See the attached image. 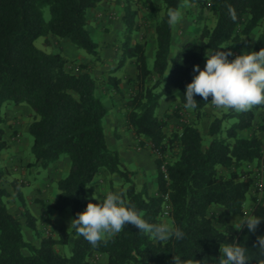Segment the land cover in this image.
<instances>
[{"label":"trees","instance_id":"obj_1","mask_svg":"<svg viewBox=\"0 0 264 264\" xmlns=\"http://www.w3.org/2000/svg\"><path fill=\"white\" fill-rule=\"evenodd\" d=\"M102 2L119 3L124 10L118 46L122 58L116 69L127 59L136 68L125 124L139 147L149 145L156 164L155 190L148 183L139 187L137 170L130 169L119 150L109 146L104 127L108 108L97 95L90 63H79L81 71L76 73L70 69L74 60L61 50L46 52L34 44L40 36H54L91 55L92 63L100 60L87 12ZM143 2L151 6L144 15L149 21L158 7L151 0ZM185 2L200 10L210 8L215 19L212 26L197 28L170 63L173 26L167 23V11L180 9ZM160 6L161 14L153 16L155 44L150 65L145 43L133 38L138 30L133 0H0V154L9 144L4 106H28L33 113L28 124L33 159L28 165L44 169L69 158L67 173L56 180L58 194L49 209L56 214L69 209L71 216L68 227L58 228L56 235H43L38 219L26 206L23 182L12 181V191L0 186V264H175L174 257L177 264H219L221 245L236 242L247 247V264H264V252L256 248L264 235V220L255 232L228 222L234 214L245 215L249 198L253 201L250 216L264 218V184L260 194L255 170L247 168L257 166L262 157L264 141L259 131L264 127L256 118L264 105L246 112L223 109L210 114L205 108L211 96L206 102L196 95L198 107H184L186 86L195 75L193 67L198 64L202 69L206 54L227 45L239 47L244 37L260 27L249 51L264 48V0H161ZM229 9L235 10L236 20ZM110 82L120 92V79L111 75ZM164 97L174 99L175 106L172 113L159 116ZM184 113L183 122L168 131L169 120ZM205 117L210 118L204 133L201 122ZM104 172L120 178L119 193L126 205L149 223L160 224L167 217L169 225L184 233L183 238L159 241L131 224L96 247L78 235L71 220L86 209L95 195L93 181ZM4 175L5 169L0 168V178ZM12 194L21 215L9 208ZM20 216L39 237V245L24 236ZM67 244L71 246L68 256L56 249Z\"/></svg>","mask_w":264,"mask_h":264},{"label":"rangeland","instance_id":"obj_2","mask_svg":"<svg viewBox=\"0 0 264 264\" xmlns=\"http://www.w3.org/2000/svg\"><path fill=\"white\" fill-rule=\"evenodd\" d=\"M144 0H133V8L137 10V17H136V23L138 25V30L133 32V38L135 41L144 42L145 43V52L148 56V63L151 65L153 61V49L155 44V36L153 31V23H154V17L158 16L162 12V8L160 6L161 0H151L154 5H156L158 8L156 11L151 13L149 15V21L144 20V15L147 12H150V7L145 5ZM113 3L112 7L105 8L100 10L99 14L94 15V22L91 25L100 24V29L102 33L106 34V37L110 40L102 41V45L100 48H104L107 52H110L107 56H101V59L92 63V56L86 53L85 51L77 48L72 43L67 42V44H64L62 40L56 39L54 36H40L35 41L34 44L36 47L46 51V52H57L62 51V54L66 56L67 58L73 59L74 61L70 63V69L74 72L81 71V67L78 65L79 63H90L92 67V74L96 79V85H97V95H99L103 102H105L107 108H108V118L106 121L105 127V136L107 135V142L109 146L113 149H117L116 143L119 142L121 137L124 136V134H121V131L124 127L123 123L125 121L126 117V101L130 96V93L134 86V78L136 75V68L135 65L130 61V59H127V62L121 66L117 67L119 60L122 58L121 50L118 48L121 39H122V32L124 29V24L122 22V15L124 13V10L122 8V5L116 2H108ZM110 11L111 18H108L109 14H104L105 11ZM180 10L183 12V18L182 22L173 26V43L171 46L172 53L169 56L170 63L172 62V59L174 57L175 52L178 50V48L189 38H191L195 32L196 29L203 26L208 25L212 26L215 19V13L210 8H204L203 10H200L198 6L189 5L187 2L183 3ZM105 15V16H104ZM44 16L46 19L49 18V10L47 7L44 8ZM108 20V21H107ZM111 21V22H110ZM119 22H122L123 27L121 29L117 28L116 25H119ZM110 25H112L110 27ZM90 26V23H89ZM261 30L260 28H257L254 30V32L244 37V40L241 42L240 46L237 48H232L229 45L226 47L231 48V50L236 53L240 54L242 51L246 52L249 51L256 39L257 34ZM110 32L117 34L116 38L113 40V36H109L112 34H109ZM110 37V38H109ZM93 39L97 42H99L100 37L93 33ZM64 48V50H63ZM228 50V49H227ZM211 53V52H210ZM234 57H230L232 59ZM206 62L203 65V68L205 66ZM105 74H108V76L113 75L120 79V92H116L114 88L112 87L111 82L109 80L107 81L105 79ZM197 74V73H195ZM109 76V77H110ZM11 105L13 104H6L4 106V113H5V137L8 140L9 144L8 147L2 152L0 158L2 157L5 159H10L11 164H6V162H0L1 167H6V171L8 174H10V178L15 181H21L25 186H30L29 184L33 182V174L28 173V170H31V166L28 165V163L33 159V154L30 149L31 145V136L26 129L22 132V124H17L16 119L19 117L16 112L12 113ZM175 106V100L170 97H164L160 102V107L158 109V115L163 116L165 113H172V107ZM206 111L210 114L217 113L220 110L223 109H216L211 104L208 105L206 108ZM112 115L122 118V122H119L120 120H113ZM185 117V113L182 114L180 117L173 116L169 120V126L167 128L168 131H170L172 128L177 127L181 122H183V119ZM187 117V116H186ZM210 117H205L201 122V129L205 133L208 123H209ZM7 120L10 122L7 123ZM32 120V119H31ZM114 121L116 124H114ZM256 121L259 125H262L264 127V112H259L256 118ZM105 123V122H104ZM130 132H127L132 134L133 138V146L135 148H141L142 149H148L150 151L149 145L145 148L139 147L137 145V139L133 132L129 130ZM260 136L262 137L264 141V128L259 131ZM135 137V138H134ZM135 139V141H134ZM28 141L27 148L24 150L21 149L25 142ZM18 146L19 149L13 150V146ZM20 145V146H19ZM17 148V147H16ZM22 152V154H21ZM151 152V151H150ZM16 155V156H15ZM150 158H154V156L150 153ZM130 169L136 170L135 165H127ZM248 169H256L255 164H249L247 166ZM55 177L64 176L66 171V164L64 159L60 160V162L57 164V171ZM105 174V176H104ZM116 177V179L114 178ZM100 186L109 187V191L111 192H120L121 191V185H120V178L117 175H110L107 172L102 173L98 177ZM139 178L138 180H140ZM143 179V178H142ZM97 178L93 181L95 182ZM140 187V182L136 180ZM49 197H47V201L51 199L54 195L55 197L58 194V189L56 186V180L52 181L49 185H47ZM12 191V186H11ZM255 194L254 189L252 190V195ZM18 202H15L12 197H9L8 204L9 208L14 212L21 211V209L18 208ZM253 201L249 198L245 204V215L240 216L238 214H234L229 217L228 222L230 224H233L235 226H239V223L246 217L250 216V212L252 209ZM212 210L214 212L219 211L218 208L213 207ZM69 211V209H68ZM54 212H51L48 208L46 212L45 219L47 220L43 226L41 227L40 231L43 235H56L58 224L54 222V219H52V214ZM70 213V212H69ZM166 216V215H165ZM69 220H60L59 222L67 224ZM163 223L169 224L170 220L167 217L163 218ZM57 249L59 252H61L63 255H69L71 253V246L70 244L67 245H57Z\"/></svg>","mask_w":264,"mask_h":264},{"label":"clouds","instance_id":"obj_3","mask_svg":"<svg viewBox=\"0 0 264 264\" xmlns=\"http://www.w3.org/2000/svg\"><path fill=\"white\" fill-rule=\"evenodd\" d=\"M229 12L232 19L236 20L235 10L229 9ZM182 18L183 12L180 9H168L167 23L170 26L181 23ZM193 71L197 74L187 84L184 93L186 109L195 110L198 107L196 95L202 96L206 102H209L208 98L211 96L210 104L216 109L236 112H246L254 106L264 105V48L236 54L231 48L224 47L206 54L204 68L201 69L197 64ZM262 220L264 218L249 216L239 223V229L247 227L249 232H255ZM129 224L159 241H167L173 237L179 239L184 235L169 224L149 223L133 207L126 205L118 192L107 194L99 203L90 201L86 209L71 220V227L75 232L93 247L106 242ZM256 248L264 252V235L258 238ZM174 260L177 264L176 257ZM218 261L219 264H247V247L237 242L223 244Z\"/></svg>","mask_w":264,"mask_h":264},{"label":"crops","instance_id":"obj_4","mask_svg":"<svg viewBox=\"0 0 264 264\" xmlns=\"http://www.w3.org/2000/svg\"><path fill=\"white\" fill-rule=\"evenodd\" d=\"M112 4L113 3L102 2L98 6L89 9V11L87 12V18H88V21L90 23L89 28H90L92 34L94 33L100 37L98 43H99V53L102 57L103 56L105 57V56L110 54V52H107L104 48H100L102 45V41H105L108 38L106 37L105 33L101 32V29L99 27L101 23L96 24V25H91V23L93 24V22H94V15L95 14H99L100 10H102V13H103V9H105V8L110 9L112 7ZM109 13H110V11L106 10L104 14H109ZM108 18H111L110 14L108 15ZM111 26L112 25H110V27ZM116 27L121 29L123 27L122 22H119V25H116ZM109 34H112L109 36H113L112 37L113 40L117 36V34H114L112 32H110ZM108 40H110V39H108ZM66 41H67L66 39H62L63 46H64V44H67ZM63 50H64V48H63ZM171 53H172V50L170 51V55H171ZM109 76H108V74H105V79L107 81L109 80V82H110ZM11 108H12V113L16 112V114L19 116V117H17L16 122H17V124H22V132L25 131L26 129H28V124L33 117V113L31 111V109L28 106L21 105V104L20 105L13 104V105H11ZM108 115H109V113H107V115L105 117V125H106ZM112 119L115 121L120 120L117 123L122 122V118L118 117V115H116V116L112 115ZM115 121H114V124H116ZM8 122H10V121L7 120V123ZM122 123H123L124 127L121 131V134H124V136L121 137L119 142L117 141V143H116L117 150H119L121 157L123 158V160L126 162L127 165L134 164L135 168H137L136 169L137 174H136L135 180L139 181L140 184L148 183L151 190H155L156 189V164H155L154 158H150L151 152L148 149H142L141 150V148H135L133 146L134 142H133V138H131L132 134H130V133L127 134V132H130V131L126 126L125 121ZM5 128H6V126H5ZM5 133H6V131H5ZM106 139H107V135H106ZM134 141H135V139H134ZM24 142H25V144L21 148L22 150H23V148L25 150L27 148V145H28V141L25 140ZM11 145L13 146V150L17 151L19 149V147L13 145V143H11ZM1 154H0V156H1ZM21 154H22V152H21ZM63 159H64L65 164H66V171H68L69 158L64 157ZM9 160L10 159L4 160L2 157L0 158V162L5 161L6 164H11V161H9ZM59 162L60 161L54 162L53 164H51L50 166H48L47 168H44V169L32 166L30 168L31 170H28V173L33 174V182L29 184L30 186H25V187L23 186L22 187L26 206L28 207L30 212L38 219L37 225H38L39 229H41V227L44 226L43 223H45L47 221L46 219H42V217L43 218L46 217V212H47L48 208L50 207L52 201L55 198V195H54L51 199H49V201H47V197H49V193H48V188H46V187H47V185L52 183V181L57 180L60 177H62V176L55 177L56 176L55 171H57V164ZM0 168L5 169V175L2 178H0V186H3L7 190L11 191V186H12L11 183L13 180L10 178V174L7 173L6 167H1V165H0ZM104 176H105V174H104ZM114 178L116 179V177H114ZM139 178H141V179L138 180ZM99 180L100 179L97 178V180L94 182L96 185V188H95V195L91 199L92 203H99L100 200H103L106 197V195L110 193L109 187H104L103 185L100 186V184L97 183V182H99ZM13 196H14V194H12L11 197L13 198ZM15 202H17V201H15ZM17 204H18V208L21 209L20 208L21 206L19 205V203H17ZM14 213H17V211L16 212L14 211ZM18 215H21L20 211H18ZM51 216H52V219H54V222H56L58 224V228L68 227L70 225L71 216H70V213L68 210H65L62 214L53 213ZM64 218H65V220H69L68 222H66L67 224L59 222L60 220H63ZM20 220H21V224H22V230H23V233H24V236L26 237V239L31 241L35 245H39L40 239H39V237L35 236L33 231L26 225L25 217L20 216ZM42 224H43V226H42ZM56 249H57V246H56Z\"/></svg>","mask_w":264,"mask_h":264},{"label":"built area","instance_id":"obj_5","mask_svg":"<svg viewBox=\"0 0 264 264\" xmlns=\"http://www.w3.org/2000/svg\"><path fill=\"white\" fill-rule=\"evenodd\" d=\"M264 184V143L262 147V157L260 159L259 164L256 166L255 169V188L261 194L262 186ZM169 209V205L165 206V212L167 213Z\"/></svg>","mask_w":264,"mask_h":264}]
</instances>
